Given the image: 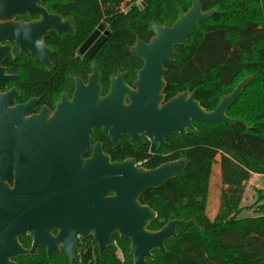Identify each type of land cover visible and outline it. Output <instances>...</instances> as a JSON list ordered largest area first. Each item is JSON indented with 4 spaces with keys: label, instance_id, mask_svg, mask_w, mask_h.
<instances>
[{
    "label": "water",
    "instance_id": "obj_1",
    "mask_svg": "<svg viewBox=\"0 0 264 264\" xmlns=\"http://www.w3.org/2000/svg\"><path fill=\"white\" fill-rule=\"evenodd\" d=\"M38 1L47 0H0V21L6 22L0 25V42L15 41L21 52L32 54L51 69L50 51L43 45V39L50 30L72 33L73 26L69 20L63 22L61 17L49 16L36 5ZM25 13L31 17L40 15L42 19L27 25L11 22ZM215 13V10L204 12L199 0H194L191 8L181 13L172 26L152 24L150 42L137 40L130 49L144 62L134 83L136 91L126 87L122 76H118L111 80L109 94L102 97L99 75L94 69L86 86L72 79L76 84L73 101L68 103L63 98L50 119L43 110L28 119L26 126L12 131L8 116L0 111V174L14 168L11 175L20 179V190L14 193L21 191L23 180L28 179L30 183L29 205L9 204L11 227L0 234V251L3 248L17 258L35 256L40 246L47 249V256L59 254L61 248L70 263L77 264V235L87 238L92 233L101 258L112 236L118 235L121 240L130 242L133 264H147V260L154 259V251L167 254L165 244L177 239L178 230L198 227L194 221L171 220L160 230L150 231L148 227L155 221L156 213L140 203V198L150 190L159 189L183 173L188 160L180 159L146 170L135 167L132 160L111 163L99 144L95 145L91 158L84 160L83 156L93 129L98 128L108 132L115 144L126 133L131 143H140L144 135L153 138L160 147L167 136L183 138L188 131H193L194 123L209 127L241 123L250 129L244 121L227 116V111L237 103L251 81L250 77L223 96L210 112L195 100L194 92L186 91L163 103L166 73L163 64L171 63L175 47H186L195 27ZM8 58H11L10 48L0 46V65ZM11 79L4 76V69L0 67V89ZM14 92L0 99L9 104L8 98ZM22 123L25 120L22 119ZM59 143L63 145V152L58 157V148L54 147ZM66 146L68 150L64 149ZM27 232L32 239L30 250H24L18 242V237Z\"/></svg>",
    "mask_w": 264,
    "mask_h": 264
},
{
    "label": "trees",
    "instance_id": "obj_2",
    "mask_svg": "<svg viewBox=\"0 0 264 264\" xmlns=\"http://www.w3.org/2000/svg\"><path fill=\"white\" fill-rule=\"evenodd\" d=\"M54 0L48 7L63 17L72 16L78 38L85 37L100 18L96 0ZM109 6L111 29V60L118 65L121 58L133 60L129 47L137 39L148 42L152 24L170 27L181 13L187 12L194 0H130L125 14L116 8L124 0H99ZM142 5L137 6V2ZM204 12L215 10L211 19L195 27L186 47H175L173 63L165 77L166 95L174 98L184 92H194L195 100L206 111L214 110L223 96L244 79L251 81L237 103L228 111L231 119L244 124H218L209 127L194 123V130L184 138H171L166 158H155L148 169L165 162L188 160L183 173L159 189L150 190L140 198L142 205L156 213L148 230L158 231L168 221H194L198 227L177 231V239L165 244L166 255L154 251L147 264H264V204L259 197L254 216L241 218L245 210L242 199L245 184L252 175L264 176V0H199ZM81 7L91 9L93 21H88ZM113 44H115L113 46ZM100 60L102 57H100ZM105 80L115 67L102 64ZM29 96L51 92L66 85L65 69L58 63L52 74L37 64L27 69ZM27 79V78H26ZM25 87V84H24ZM142 156V155H141ZM220 158L219 163L216 157ZM142 161V160H139ZM219 164L221 184L219 209L211 220L207 215L209 184L214 165ZM122 250L119 259L112 246L101 258L97 246L79 252V264H133L129 241L112 236ZM25 248L30 242L21 240ZM19 264H68L65 256L46 260L40 252Z\"/></svg>",
    "mask_w": 264,
    "mask_h": 264
},
{
    "label": "flooded vegetation",
    "instance_id": "obj_3",
    "mask_svg": "<svg viewBox=\"0 0 264 264\" xmlns=\"http://www.w3.org/2000/svg\"><path fill=\"white\" fill-rule=\"evenodd\" d=\"M54 0H47L45 3L38 1L36 5L42 8L49 16H58L62 18L63 22L69 20L73 26L72 33H58L54 30H50L47 36L43 39V45L50 51V63L52 68H47L43 63L36 59L32 54H25L20 51V48L17 46L15 41H2L0 46L9 47L11 58L4 59L0 65L4 69V76L12 78L9 80L5 87L0 89V96L3 97L7 94H10L12 91H15L13 95L8 98V101L11 103L5 104L4 99H0V111L6 113L9 119V124L12 131H16L22 125L27 123L28 119H31L33 116H38L42 113L43 110L47 111L49 114V119L52 118L57 111V106L62 104L63 98L66 102L71 103L74 99L76 92V84L72 79H78L82 82L83 85H87L89 82L90 76L93 75L94 69L98 72L99 75V86L101 88V96L105 97L109 94L111 88V80L118 79V76H122L123 84L130 88L133 91H136L134 83L138 80L137 73L143 69L144 62L141 61L138 57L133 55L130 52V49L135 46V43L130 46L128 49L129 54L133 60L127 61L124 58L118 62V65L114 64L111 60L113 55H111L110 46V36L111 29L109 25V6L101 5L99 0H96L99 5L100 18L95 25H92L91 31L83 38H78V27L72 16L63 17L60 14L54 13L49 7L48 4ZM81 3L87 2V0L80 1ZM137 6L142 4L136 3ZM84 17L90 22L93 21V15L91 9L88 7H81ZM117 12L125 14L127 12L126 4L123 2L116 8ZM42 19L40 15L30 16L29 13L16 16L11 20L12 23H23L30 24L33 22H38ZM6 22L0 21V25H4ZM151 33V32H150ZM152 34V33H151ZM2 35L0 34V37ZM152 39V38H151ZM150 39V40H151ZM144 42L148 44L150 42ZM141 41V40H139ZM115 44H113L114 46ZM100 57L104 60H100ZM173 60V59H172ZM58 63L63 64L65 69V78L66 85L64 88L51 91V92H42L38 96H29V74L28 68L32 64L39 65L40 69H43L46 73L52 74ZM106 63L108 67H115L117 70L111 73L105 80L103 74L102 64ZM171 63L163 64V68L166 70L164 76L165 89L163 91L164 102H168L172 98H168L166 95L167 84L165 77L168 73V66ZM27 78V79H26ZM25 84V87H24ZM31 102H34L32 106H29ZM126 99V104H128ZM8 112V114H7ZM3 115V116H6ZM2 116V115H1ZM22 119L25 120V123H22ZM188 133V132H187ZM186 133V134H187ZM179 135L167 136L164 139V145L160 147L159 143L155 142L153 138L142 135L140 143L134 142L131 143V137L123 133L118 140L117 144L113 143L112 138L108 135V132H105L103 129H93L90 135V145L86 150L85 155L83 156L84 160H87L92 157L95 145L99 144L101 147L102 153L108 157L111 163H122L128 160L134 161V166L137 168L148 169L147 166L150 165L151 161L155 158H166L168 154H164L163 150L166 151L171 147L170 140L171 138ZM186 136V135H185ZM184 136V137H185ZM183 137V138H184ZM181 138V137H180ZM54 148H58L57 154L58 157L62 155V144H58ZM12 147L14 145L12 144ZM65 150L69 149V146L64 147ZM68 156V154H66ZM142 155V156H141ZM61 158V157H60ZM60 158L58 164H60ZM184 159V158H182ZM142 160L144 163L143 166L138 167L137 163ZM180 160V159H179ZM174 162V161H171ZM169 163V162H165ZM163 163V164H165ZM52 165L54 162L51 163ZM161 164V165H163ZM47 165V164H46ZM160 165V166H161ZM15 166V165H14ZM159 167V166H158ZM156 167V168H158ZM155 169V168H153ZM14 168H10L7 172H4L3 175L0 174V234L2 235L5 230H9L11 227L10 215L11 210L9 208L10 202H16L18 205L27 206L30 202V183L29 180H23L22 189L19 193H14L15 190H20L18 188V183L20 179L15 178L11 175ZM18 194V195H17ZM17 195V200L15 197ZM14 213V208H13ZM56 235V232L53 233V236ZM21 240H27L30 242L29 247L25 248L21 243ZM18 242L24 250H30L32 246V239L27 232L24 236L18 237ZM76 259L77 264H79V252L83 250L85 245V251L87 252L91 248L90 242L94 243L92 238V233L87 238H82L80 235L76 236ZM95 244V243H94ZM40 252L44 253L45 259L50 260L51 258H56L61 255L65 256L68 264L70 263L69 258L60 248L59 254H52L47 256V249L40 246L36 250V255H26L20 257H12L9 255L8 251H5L3 248L0 251V264H19V260L27 261L30 257H36Z\"/></svg>",
    "mask_w": 264,
    "mask_h": 264
},
{
    "label": "rangeland",
    "instance_id": "obj_4",
    "mask_svg": "<svg viewBox=\"0 0 264 264\" xmlns=\"http://www.w3.org/2000/svg\"><path fill=\"white\" fill-rule=\"evenodd\" d=\"M130 0H124L123 4L129 3ZM139 3V1L137 2ZM219 156L216 157V161L219 163ZM223 189L221 184L220 177V168L219 164L214 165L212 176L209 184V196L207 201V215L212 220L218 212L219 203H220V194ZM263 196L261 200V204H264V177H253L251 176L250 180L245 184V191L242 199L241 206L245 209L241 218L252 217L254 216L253 208L256 207V202L260 203L259 197ZM261 196V197H262ZM251 210H247V208L253 206Z\"/></svg>",
    "mask_w": 264,
    "mask_h": 264
},
{
    "label": "built area",
    "instance_id": "obj_5",
    "mask_svg": "<svg viewBox=\"0 0 264 264\" xmlns=\"http://www.w3.org/2000/svg\"><path fill=\"white\" fill-rule=\"evenodd\" d=\"M143 164L144 163L142 161H140L137 163V166L141 167V166H143ZM109 246H112V248L114 249L115 255L119 259H121L122 258V250H121V247L119 246L118 242L116 240H113V241L111 240Z\"/></svg>",
    "mask_w": 264,
    "mask_h": 264
},
{
    "label": "crops",
    "instance_id": "obj_6",
    "mask_svg": "<svg viewBox=\"0 0 264 264\" xmlns=\"http://www.w3.org/2000/svg\"><path fill=\"white\" fill-rule=\"evenodd\" d=\"M253 177L258 178V177H264V176H260V175H252V178H253Z\"/></svg>",
    "mask_w": 264,
    "mask_h": 264
}]
</instances>
